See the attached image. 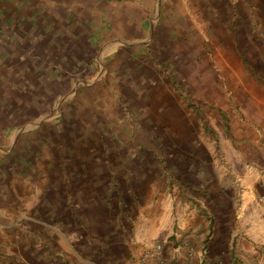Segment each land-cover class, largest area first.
Wrapping results in <instances>:
<instances>
[{"label": "rangeland", "instance_id": "374dc122", "mask_svg": "<svg viewBox=\"0 0 264 264\" xmlns=\"http://www.w3.org/2000/svg\"><path fill=\"white\" fill-rule=\"evenodd\" d=\"M230 1L220 19L199 13L200 31L180 27L181 0H0V221L15 224L0 264L32 234L22 220L136 218L180 193L187 166L233 191L229 162L247 148L230 139L264 87V20ZM222 199L206 211L210 264L231 255ZM241 233L227 240L235 264H258Z\"/></svg>", "mask_w": 264, "mask_h": 264}, {"label": "crops", "instance_id": "0c3cea01", "mask_svg": "<svg viewBox=\"0 0 264 264\" xmlns=\"http://www.w3.org/2000/svg\"><path fill=\"white\" fill-rule=\"evenodd\" d=\"M234 2L194 0L193 4L187 5L181 0L176 5L172 4V11L179 15L177 17L181 28H197L202 31L205 17L199 13L213 11L219 14L217 19H220L221 10L229 11L230 4ZM238 2L242 4L240 9L245 13L242 15L251 17L253 13L256 14L255 9L259 12L257 17L264 20V0ZM232 11L234 16L237 15L235 9L232 8ZM262 88L260 92H256L255 100L252 99L246 106L244 129H239V132L235 130L234 140L230 139V146L239 147L244 144L247 148L242 151L244 154L235 149L233 159L229 162L232 176L229 183L233 186V191L224 192L220 187L215 192L210 191L207 184L209 181L214 182V177L195 180V167L187 166L180 184V193H168L162 203L155 200L148 206L149 212L138 213L136 218L111 222L107 220L105 223L80 218L34 219L33 222L26 220L27 223L22 220L17 225H23L33 235L28 234L25 239L9 246L5 253L9 256L8 261L6 259L1 264H18L12 262V256L20 259L19 264H127L134 256L144 253L157 257L159 253L154 244L158 240H165L162 250L164 255H168L174 245L199 248L214 237L209 233L211 223L206 211L212 210L216 203L221 204L222 197L230 199L225 206L229 217L236 216L226 239L231 241L242 232L249 237L253 236L255 242L261 241L264 238V203L257 201V197L264 192V87ZM227 129L230 131V125ZM211 194L218 198L214 204L207 202V197ZM232 197L240 201L236 203ZM10 223L14 224L8 220L0 221V240L7 242V245L12 242L6 230ZM36 240L42 241V245H34ZM227 240L226 251L231 254V246ZM234 248L237 249V245ZM256 252L259 254V250ZM232 253L228 256L230 258L225 259V264H230L237 258L233 249ZM198 257H192V261H197ZM258 264H261L260 254Z\"/></svg>", "mask_w": 264, "mask_h": 264}, {"label": "built area", "instance_id": "2783aa9c", "mask_svg": "<svg viewBox=\"0 0 264 264\" xmlns=\"http://www.w3.org/2000/svg\"><path fill=\"white\" fill-rule=\"evenodd\" d=\"M257 201L264 203V192L260 193ZM165 240H158L154 247L159 254L157 257H152L149 253L136 255L131 258L127 264H210L208 260L207 246L204 244L199 248L182 247L174 245L172 251L168 255L162 254ZM261 264H264V238L257 243ZM199 256L197 261H192V257Z\"/></svg>", "mask_w": 264, "mask_h": 264}, {"label": "trees", "instance_id": "16d2710c", "mask_svg": "<svg viewBox=\"0 0 264 264\" xmlns=\"http://www.w3.org/2000/svg\"><path fill=\"white\" fill-rule=\"evenodd\" d=\"M230 253L233 254V253H232V250H230ZM235 259H236V258H234V259H233V262L230 263V264H235V263H236V260H235Z\"/></svg>", "mask_w": 264, "mask_h": 264}]
</instances>
